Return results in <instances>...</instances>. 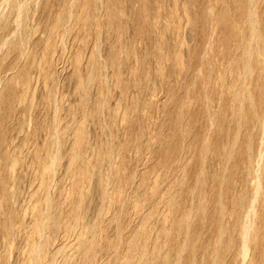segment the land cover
<instances>
[{"label":"rangeland","instance_id":"obj_1","mask_svg":"<svg viewBox=\"0 0 264 264\" xmlns=\"http://www.w3.org/2000/svg\"><path fill=\"white\" fill-rule=\"evenodd\" d=\"M250 1L0 0V264H210L240 192L228 264L264 263V110L235 116Z\"/></svg>","mask_w":264,"mask_h":264},{"label":"bare ground","instance_id":"obj_2","mask_svg":"<svg viewBox=\"0 0 264 264\" xmlns=\"http://www.w3.org/2000/svg\"><path fill=\"white\" fill-rule=\"evenodd\" d=\"M253 1L254 0H251L248 4H243V5L241 4L242 12L243 13L244 12L248 13V14H246L247 15V17H246L247 20L246 21H248L251 24V26H250V31L248 32L250 39L248 38L247 47H246L245 51L243 52V55H242V57L240 59V64H239L242 67L241 74L239 75V103L241 104V106H239V115L238 114H235L236 119H237V123H238L237 124L238 125V129L246 126L245 123H247V121L249 122V120H248L249 117L248 116H250L251 114L257 113V112H261V111L264 110V59H261L262 62L261 63L258 62L257 64H254V60H253V55L254 56L257 55V51H258V48L257 47H259V54H261V56H259V55L258 56L264 58L263 57L264 56V47L262 48L259 45H255L254 46V42L258 41L261 38L262 32L258 28V18L256 16L255 12H253V11H255V9L253 11L249 10V8H251L252 4H254ZM255 1H257V0H255ZM240 14H239V16H240ZM224 16L225 15H223L222 17H224ZM241 16H242V14H241ZM259 57H258V59H260ZM252 62H253V65H252ZM256 73L258 74V76L255 78V75L254 74H256ZM249 81L252 84L255 85V88H256V91H257V95L256 96H254L255 94L253 95L252 93L249 92V87H248ZM246 117L248 119H246ZM252 141H250V142H252ZM245 142H243V144H244L243 146L244 147H245ZM249 144H251V143H248L247 142L246 147H252L253 148L252 144H251V146ZM243 146H241V147H243ZM246 147L243 148V149L244 150L247 149ZM249 150L251 151V149H249ZM249 150L247 149V151H249ZM247 151H244V152L247 153ZM233 157H234L233 155H229L228 160L229 161H232L230 159H232ZM237 165H239V164H237ZM247 168L244 167L245 171H249V170H247ZM244 169H243V171L241 170L243 173L245 172ZM246 173H247V175L250 174V172H249V174H248V172H246ZM225 181H226V179H225ZM225 181H223V182H225ZM226 184H228V182H226ZM229 190L230 189H228V192H230ZM235 192L237 193V191H235ZM235 194H233V195H235ZM216 199H217V197H216ZM220 199H218V200H220ZM218 200H217L218 204H220V202L223 201V200H220V202H219ZM234 201H235V203H237L236 204V207H235L236 210L234 212V214L236 215V221H235V224L233 226L234 236L233 237H230V238H228L226 240L224 238H225V234H227V229L223 225H222V228H221V224H220V219H221V216L224 213V208L222 207V204H221V207L217 204L218 208L220 207L219 210L217 209V207H215L217 209V211L214 212V213H216V215L214 216L215 219L214 218H212V219L214 221L217 220V221H215V223H217V224H215V225H217L216 226L217 227V234H216L217 236H216V242H215L216 244L215 245H217V246L214 249V255H215L214 256V260H213V262L211 261L210 264H228L229 262L227 261L228 260L227 259V254L230 251H232V250H235V251L237 250V248L239 247V245H238L239 236H240V241L242 243L241 246H240V249H239V254L241 253V255L244 256V254H245V252L247 250V247L250 246V243H251L250 238L252 239V237H251L252 234L250 233V230L251 229H248L246 227V225H244V224L242 225V227H238L239 219L242 217L241 214L243 215V206H247L246 204L250 200L248 201V197L246 196V194L244 192L243 193L240 192V194L235 195ZM253 203L254 202H252L251 204L253 205ZM262 206L264 208V200L262 201ZM196 208H195V210H197L198 212H200V214L204 210V207L203 206H201V208L198 206L199 209L198 208L196 209ZM213 210H215V209H213ZM194 213H195V211H194ZM208 213H210V212H208ZM203 214H205V213H203ZM212 214H213V212H212ZM212 225L214 226V224H212ZM212 256H213V254H212ZM233 257H235V255ZM34 261L36 262V260H34ZM229 261L231 262V259ZM206 262L208 263V261H206ZM129 263H130V259H129Z\"/></svg>","mask_w":264,"mask_h":264}]
</instances>
